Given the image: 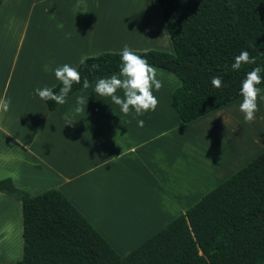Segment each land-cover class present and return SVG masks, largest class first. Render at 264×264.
Returning a JSON list of instances; mask_svg holds the SVG:
<instances>
[{"label":"crops","instance_id":"obj_1","mask_svg":"<svg viewBox=\"0 0 264 264\" xmlns=\"http://www.w3.org/2000/svg\"><path fill=\"white\" fill-rule=\"evenodd\" d=\"M0 7V177L10 176L16 187L32 193L57 188L118 254L129 252L264 149L244 155L229 141L224 109L241 95L182 121L171 105L180 80L154 64L163 87L154 92L156 110L142 116L134 110L125 115L110 97L94 91L99 78L120 69L90 80L87 89L75 88L65 104L50 110L35 93L58 81L56 67L76 66L101 51H121L127 44L172 52L159 5L160 16L153 7L151 26L145 27L152 34L155 23L161 33L163 22L162 45L147 41L138 19L128 22L147 16L144 8L100 0H0ZM78 96L85 98L80 113L74 111ZM5 100L11 101L7 111ZM66 116L73 122L66 124ZM21 251L20 201L0 191V262L12 263Z\"/></svg>","mask_w":264,"mask_h":264},{"label":"trees","instance_id":"obj_2","mask_svg":"<svg viewBox=\"0 0 264 264\" xmlns=\"http://www.w3.org/2000/svg\"><path fill=\"white\" fill-rule=\"evenodd\" d=\"M157 3L173 51L134 50L179 78L171 94L179 118L188 121L239 96L246 74L264 65V0ZM244 50L256 64L234 71L235 57ZM120 53L83 57L85 63L76 65L81 83L71 91L84 77L90 81L120 69ZM218 75L219 88L211 83ZM49 87L58 92L62 84ZM45 104L50 110L57 103ZM0 191L20 201L22 219L21 256L0 264H257L264 259V149L124 255L57 188L32 193L3 176Z\"/></svg>","mask_w":264,"mask_h":264},{"label":"clouds","instance_id":"obj_3","mask_svg":"<svg viewBox=\"0 0 264 264\" xmlns=\"http://www.w3.org/2000/svg\"><path fill=\"white\" fill-rule=\"evenodd\" d=\"M121 67L118 74H112L109 77L99 78L95 84L94 91L101 97H110L112 103L119 105L121 111L127 115L131 110L135 111L137 116H142L145 112L155 111L158 107L159 100L154 95L163 87V81L158 77L162 75L159 69L149 63L148 59L140 54L137 50L132 49L127 44L124 45L120 53ZM80 63H85L82 58ZM242 64H256V57L250 55L247 50L235 57L232 69L239 70ZM98 67V66H95ZM45 70H50L47 66ZM55 77L62 84L59 91L53 90V87L36 88L35 93L40 99L45 101H55V103L63 105L67 102L66 98L71 91L73 84H80L82 77L78 67L68 63L56 67ZM264 65H257L246 74V78L242 81L240 95L242 102L239 109L244 113L246 122H253L256 119V112L259 111L258 101L261 99V89L258 87L264 82ZM83 88L87 89L90 84L87 77L83 78ZM214 87L223 85L222 76H214L211 79ZM118 91L123 92V96L118 95ZM85 98L77 97L76 113L84 111L83 105ZM11 105L10 100L2 102L4 111H7ZM66 124L73 121L69 120ZM144 121L139 120L138 125L143 126Z\"/></svg>","mask_w":264,"mask_h":264},{"label":"rangeland","instance_id":"obj_4","mask_svg":"<svg viewBox=\"0 0 264 264\" xmlns=\"http://www.w3.org/2000/svg\"><path fill=\"white\" fill-rule=\"evenodd\" d=\"M155 1V0H153ZM105 3L106 5L111 6H119L122 8L128 9H140L144 8L145 13L148 12V15L139 19L137 16L128 17V22H132L130 19H138L136 26H140L139 32L145 34L147 36V41H150L152 44H164V38H167L165 34L164 24L162 22L160 32L158 33V29L156 31L154 26L157 24H153L152 34L150 32L146 33V24L150 25L151 21L150 18H153L155 14L152 8L154 7L156 10V17H159V8L157 2L155 1L151 3L143 2L142 0H100V3ZM1 9V7H0ZM136 12V11H132ZM162 20V19H161ZM131 25V24H130ZM134 25V24H133ZM135 26V25H134ZM133 26V27H134ZM151 26V25H150ZM145 28V29H143ZM144 31V32H143ZM151 36L153 39H150ZM157 49V48H156ZM263 85V84H262ZM261 86V85H260ZM261 89V99L258 101L259 111L256 112V119L253 121L255 122V126L249 127L252 122H246L244 119V113H242L239 109V105L242 102V99L236 100L224 109L226 110L227 117L224 119V125L227 130V136L230 137L229 141L233 139V149L234 151H240L242 154L246 153H253L259 148L264 147V86L260 87ZM257 123V125H256Z\"/></svg>","mask_w":264,"mask_h":264}]
</instances>
